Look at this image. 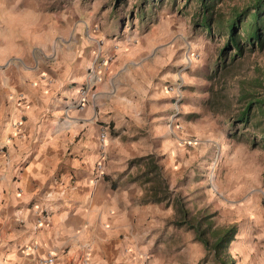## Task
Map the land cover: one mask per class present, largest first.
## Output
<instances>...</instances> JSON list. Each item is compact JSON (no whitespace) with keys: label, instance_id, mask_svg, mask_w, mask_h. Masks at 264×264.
<instances>
[{"label":"crops","instance_id":"1","mask_svg":"<svg viewBox=\"0 0 264 264\" xmlns=\"http://www.w3.org/2000/svg\"><path fill=\"white\" fill-rule=\"evenodd\" d=\"M88 27L71 33L65 64L22 58L0 65V264H40L50 255L54 264L148 263L140 240L162 206L143 200L142 181H135L129 164L154 153L168 162L183 124L178 118L181 128L171 126L174 96L155 82L160 75L135 64L152 36L139 41L116 25L109 32ZM139 80L158 87L149 104L136 98ZM84 89L89 96L79 110L73 106ZM108 127L120 139H109L99 177V137ZM143 132L146 143L138 137ZM179 157L177 149L172 160ZM227 197L234 201L226 211L236 216L239 195ZM255 241L240 245V264H264V245ZM258 251L262 256L247 257Z\"/></svg>","mask_w":264,"mask_h":264},{"label":"rangeland","instance_id":"2","mask_svg":"<svg viewBox=\"0 0 264 264\" xmlns=\"http://www.w3.org/2000/svg\"><path fill=\"white\" fill-rule=\"evenodd\" d=\"M174 1L157 2L156 15L148 7L141 19L135 18L140 0H0V65L17 63L22 58L27 63H34L36 58V62L47 65L65 64L70 57L67 47L73 42L69 40L71 33L76 35L86 25L90 33L109 32L116 25L137 40L152 36L147 39L148 51L133 58L137 67L160 75L155 82L160 80L162 91L176 82L174 76L180 70L189 68L182 73V138L171 150L168 162L157 153L152 155L162 173V178L152 184L165 181L170 200L168 204L153 203L162 207L154 214L152 231L141 238L144 247L140 251L148 254L146 264H205L206 249L196 239L195 231L177 225L183 219L178 212L183 204L189 221L206 233L216 227H238L229 252L240 264L244 253H237L245 240L256 239V245H260L261 239L264 245V197H259L264 195V116L256 105L246 122L240 121L250 102L264 99V47L250 45L246 32H241L239 36L246 42L242 55L221 53L226 37H211L195 25L197 0ZM250 4L251 0H224L222 9L230 13L234 7L242 10ZM247 23L246 17L244 26ZM188 45L190 50L186 52ZM187 57L192 61L188 63ZM139 83L136 98L147 97L149 104L150 93L158 87L144 85L142 80ZM143 133L138 137L148 141L149 135ZM112 136L119 138L118 133L111 132L110 138L114 139ZM127 137L121 135L122 140ZM177 149L180 157L175 163L172 159ZM149 156L129 164L135 181H142L145 198L153 185L143 183L148 164L137 160ZM150 177L157 178L154 174ZM229 194L240 198L234 218L226 211L234 201L227 197ZM259 248L264 251V246ZM261 254L253 252L247 257Z\"/></svg>","mask_w":264,"mask_h":264},{"label":"trees","instance_id":"3","mask_svg":"<svg viewBox=\"0 0 264 264\" xmlns=\"http://www.w3.org/2000/svg\"><path fill=\"white\" fill-rule=\"evenodd\" d=\"M164 0H140V4L136 5L137 16L143 19L145 9L150 7L151 12L155 13L157 2ZM224 0H197V13L193 16L195 25L203 28L212 37L214 35H224L226 44L221 53L227 55L229 51L235 52V55L241 56L246 46V42L240 38L241 32L247 34V41L250 45H260L264 47V0H251V4L242 10L234 7L230 13L223 12L222 4ZM117 3L124 0H116ZM176 2V0L174 1ZM187 3L191 0H187ZM139 11V12H138ZM136 16V17H137ZM248 19V23L244 26V18ZM234 55V56H235ZM258 105V109L264 116V99L253 100L244 110L241 122H246L253 106ZM148 164V172L143 174V183L149 185L154 180L162 178L161 167L158 165L154 156H149L137 160V163ZM155 175L157 178L150 177ZM153 185V184H152ZM168 186L165 181L160 182L157 186H152L148 189L145 198L146 203H164L168 204L170 196H167ZM179 201V200H178ZM178 212L183 215L182 222H177V225L188 226L190 230L195 231L196 239L200 241L206 249V264H237L235 258L229 252L232 243L238 235V227L236 225L223 226L213 228L210 233L189 221V212L184 210L183 204H180Z\"/></svg>","mask_w":264,"mask_h":264},{"label":"built area","instance_id":"4","mask_svg":"<svg viewBox=\"0 0 264 264\" xmlns=\"http://www.w3.org/2000/svg\"><path fill=\"white\" fill-rule=\"evenodd\" d=\"M112 60V58H108L104 64L106 65L108 62H110ZM188 63L189 61H192L191 57H187ZM186 60V62H187ZM189 67L186 66L185 68H183L182 70H180V72L177 75V79L176 82L170 86H168L167 88V92H169L170 94H172L174 96V102H175V107L174 110L172 112V122H171V126L172 127H177V128H181V125L179 123V121L177 122V124L175 125V120H177L178 118L180 119V115H181V106H182V102L184 100V94H183V88L185 87V82H184V78L182 76V73L187 70ZM89 96V89H84L81 91V100L74 104V108H77L79 110H82L84 108V106L86 105L87 99ZM111 136V130L110 127L103 129L101 131L100 137H99V141L101 144V157L100 160L97 163V168H96V172L98 174L99 177L103 176L105 174V168H106V162H107V152H106V148L108 146V142ZM39 263L40 264H54L55 263V258L54 256L50 255L47 258H43V259H39Z\"/></svg>","mask_w":264,"mask_h":264}]
</instances>
